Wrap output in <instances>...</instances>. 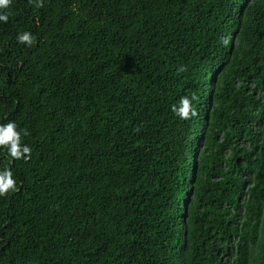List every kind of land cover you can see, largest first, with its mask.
<instances>
[{"label":"trees","instance_id":"obj_1","mask_svg":"<svg viewBox=\"0 0 264 264\" xmlns=\"http://www.w3.org/2000/svg\"><path fill=\"white\" fill-rule=\"evenodd\" d=\"M0 264H264V0H0Z\"/></svg>","mask_w":264,"mask_h":264}]
</instances>
